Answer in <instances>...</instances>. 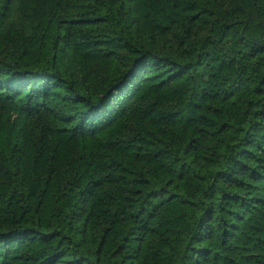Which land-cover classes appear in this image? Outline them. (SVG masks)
<instances>
[{
  "label": "trees",
  "instance_id": "1",
  "mask_svg": "<svg viewBox=\"0 0 264 264\" xmlns=\"http://www.w3.org/2000/svg\"><path fill=\"white\" fill-rule=\"evenodd\" d=\"M0 264H264V0H0Z\"/></svg>",
  "mask_w": 264,
  "mask_h": 264
}]
</instances>
